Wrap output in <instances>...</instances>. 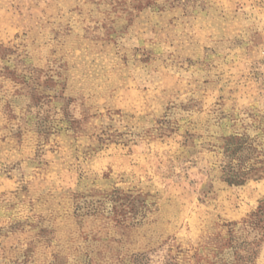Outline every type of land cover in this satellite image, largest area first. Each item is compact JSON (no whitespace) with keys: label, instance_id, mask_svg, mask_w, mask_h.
<instances>
[{"label":"rangeland","instance_id":"rangeland-1","mask_svg":"<svg viewBox=\"0 0 264 264\" xmlns=\"http://www.w3.org/2000/svg\"><path fill=\"white\" fill-rule=\"evenodd\" d=\"M0 264H264V0H0Z\"/></svg>","mask_w":264,"mask_h":264},{"label":"trees","instance_id":"trees-1","mask_svg":"<svg viewBox=\"0 0 264 264\" xmlns=\"http://www.w3.org/2000/svg\"><path fill=\"white\" fill-rule=\"evenodd\" d=\"M231 176L230 177H233V174H230ZM235 177V176H234ZM228 181H236V183H238V180L236 179V178H232L231 180H230V178H229V180Z\"/></svg>","mask_w":264,"mask_h":264}]
</instances>
